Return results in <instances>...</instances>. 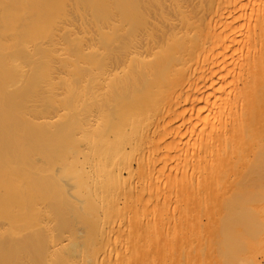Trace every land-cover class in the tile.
Wrapping results in <instances>:
<instances>
[{
    "label": "bare ground",
    "instance_id": "1",
    "mask_svg": "<svg viewBox=\"0 0 264 264\" xmlns=\"http://www.w3.org/2000/svg\"><path fill=\"white\" fill-rule=\"evenodd\" d=\"M0 264H264V0H0Z\"/></svg>",
    "mask_w": 264,
    "mask_h": 264
}]
</instances>
